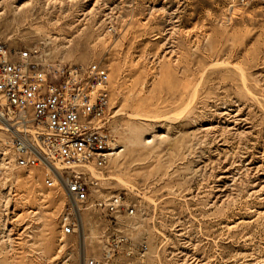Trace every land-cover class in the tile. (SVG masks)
Here are the masks:
<instances>
[{
  "label": "rangeland",
  "instance_id": "374dc122",
  "mask_svg": "<svg viewBox=\"0 0 264 264\" xmlns=\"http://www.w3.org/2000/svg\"><path fill=\"white\" fill-rule=\"evenodd\" d=\"M0 41L107 70L100 195L134 206L145 264H264V0H0ZM46 171L0 172V264H65ZM83 223L96 250L107 222Z\"/></svg>",
  "mask_w": 264,
  "mask_h": 264
},
{
  "label": "built area",
  "instance_id": "2783aa9c",
  "mask_svg": "<svg viewBox=\"0 0 264 264\" xmlns=\"http://www.w3.org/2000/svg\"><path fill=\"white\" fill-rule=\"evenodd\" d=\"M109 75L97 63L62 66L41 59L40 47L9 48L0 41V172L44 166L43 184L66 199L60 221L63 263L145 264L149 246L134 241L119 218H132L124 195L101 197L103 170L117 149L109 132ZM95 211L123 226L102 231L86 246L83 214ZM131 227V226H130Z\"/></svg>",
  "mask_w": 264,
  "mask_h": 264
},
{
  "label": "bare ground",
  "instance_id": "6f19581e",
  "mask_svg": "<svg viewBox=\"0 0 264 264\" xmlns=\"http://www.w3.org/2000/svg\"><path fill=\"white\" fill-rule=\"evenodd\" d=\"M47 167H48V170H47L48 172L52 171L51 167H49V166H47Z\"/></svg>",
  "mask_w": 264,
  "mask_h": 264
}]
</instances>
